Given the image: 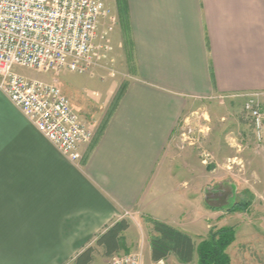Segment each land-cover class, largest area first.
Wrapping results in <instances>:
<instances>
[{
    "label": "crops",
    "instance_id": "obj_1",
    "mask_svg": "<svg viewBox=\"0 0 264 264\" xmlns=\"http://www.w3.org/2000/svg\"><path fill=\"white\" fill-rule=\"evenodd\" d=\"M124 2L134 72L78 163L0 90V264H72L121 219L188 235L194 174L170 161L183 117L247 96L264 109V0Z\"/></svg>",
    "mask_w": 264,
    "mask_h": 264
},
{
    "label": "rangeland",
    "instance_id": "obj_2",
    "mask_svg": "<svg viewBox=\"0 0 264 264\" xmlns=\"http://www.w3.org/2000/svg\"><path fill=\"white\" fill-rule=\"evenodd\" d=\"M115 1L104 3L114 6L118 17ZM119 21L118 18V25L110 35L108 51L95 52L98 53L95 66L82 75L67 70L56 74L17 70L62 91L72 111L89 129L90 144L107 122L118 94L124 91L134 72L129 32L120 27ZM249 101L242 98L237 107L230 109L227 106L232 104L223 100L202 104L201 109L183 117L176 147L171 150V163L177 164L179 170L190 165L195 179L194 222L188 223L185 232L196 248L210 233L224 228L235 231V240L226 250L230 264H264V169L254 162L256 157L264 159V146L255 145L252 139L244 111ZM187 157L193 161L186 164L180 160ZM129 222L130 227L122 236V250L113 257L139 252L145 261L152 227L148 219ZM89 247L94 250V264H112V258L103 257L95 241ZM165 261L181 264L172 255ZM197 262L195 255L191 264Z\"/></svg>",
    "mask_w": 264,
    "mask_h": 264
},
{
    "label": "built area",
    "instance_id": "obj_3",
    "mask_svg": "<svg viewBox=\"0 0 264 264\" xmlns=\"http://www.w3.org/2000/svg\"><path fill=\"white\" fill-rule=\"evenodd\" d=\"M117 15L104 0H0V90L71 163L90 143L86 125L54 84L17 72L67 70L82 75L109 49ZM244 107L255 145L264 146V110L256 96ZM138 254L113 257L112 264H141ZM161 264V263H160Z\"/></svg>",
    "mask_w": 264,
    "mask_h": 264
},
{
    "label": "trees",
    "instance_id": "obj_4",
    "mask_svg": "<svg viewBox=\"0 0 264 264\" xmlns=\"http://www.w3.org/2000/svg\"><path fill=\"white\" fill-rule=\"evenodd\" d=\"M124 1L116 0L115 2L118 6L120 27L126 32L129 29L127 27L128 15ZM130 47L132 50L131 45ZM123 92L118 94L114 108ZM148 223H150L153 232L149 246L151 251L150 260L153 263L165 261L172 255L181 264H191L196 255L197 264H230V258L226 250L235 240L232 229L224 228L218 232L210 233L208 238L195 248L190 236L157 221L149 220ZM129 227L128 221L121 219L110 224L102 234L96 237L95 246L102 250L103 257L113 259V256L122 250V236ZM93 254L94 250L88 247L76 256L72 264H94Z\"/></svg>",
    "mask_w": 264,
    "mask_h": 264
}]
</instances>
